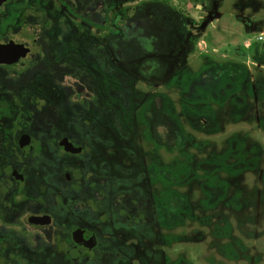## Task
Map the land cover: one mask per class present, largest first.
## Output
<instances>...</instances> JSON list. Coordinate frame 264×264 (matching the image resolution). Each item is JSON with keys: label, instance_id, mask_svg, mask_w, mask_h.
Instances as JSON below:
<instances>
[{"label": "flooded vegetation", "instance_id": "1", "mask_svg": "<svg viewBox=\"0 0 264 264\" xmlns=\"http://www.w3.org/2000/svg\"><path fill=\"white\" fill-rule=\"evenodd\" d=\"M179 13L168 0H0V264H169L187 161L214 197L261 184L264 42L247 59L201 57L189 15L170 40ZM226 72L237 82L219 86Z\"/></svg>", "mask_w": 264, "mask_h": 264}, {"label": "rangeland", "instance_id": "2", "mask_svg": "<svg viewBox=\"0 0 264 264\" xmlns=\"http://www.w3.org/2000/svg\"><path fill=\"white\" fill-rule=\"evenodd\" d=\"M168 3L182 10V13L165 17L170 40L175 31L185 29L189 15L192 33L196 34L202 47L199 51L201 57H210L212 48L218 51L211 53V57L217 60L223 57L247 59L255 53V42H259L258 35L264 28V0H168ZM204 22L207 25L201 27ZM238 45L246 48L244 54L234 50V46ZM241 49L237 47V50ZM245 74L246 70H243L240 77ZM218 80L219 86L237 82L232 72L220 74ZM262 109V104L254 107L256 114ZM251 135L261 139L264 149L262 132L251 128ZM154 147L152 144V150ZM239 148L234 151L238 152ZM180 151L186 154L185 158H193V154L197 156L196 146H180ZM219 151L218 147L212 149L214 154ZM206 152V148L201 147L202 162L208 161L211 156ZM239 158L238 152L235 159ZM251 163L254 165L250 166V170L254 167L259 170L260 160ZM261 168L264 169V162ZM225 169L229 175L236 176L232 163ZM183 170L187 171L186 186L177 194L176 223L169 221V233L165 238L168 240L169 264H264V175L261 184L260 179L250 183V186L256 187L245 192L233 194L227 189L221 192L220 197H214L197 187L195 160L187 161ZM251 174H254L253 171ZM159 179L153 186L155 193L161 191L157 186Z\"/></svg>", "mask_w": 264, "mask_h": 264}, {"label": "built area", "instance_id": "3", "mask_svg": "<svg viewBox=\"0 0 264 264\" xmlns=\"http://www.w3.org/2000/svg\"><path fill=\"white\" fill-rule=\"evenodd\" d=\"M257 40H258L259 42H264V32H260V34L258 35Z\"/></svg>", "mask_w": 264, "mask_h": 264}, {"label": "water", "instance_id": "4", "mask_svg": "<svg viewBox=\"0 0 264 264\" xmlns=\"http://www.w3.org/2000/svg\"><path fill=\"white\" fill-rule=\"evenodd\" d=\"M207 25V22L202 23L201 27H205Z\"/></svg>", "mask_w": 264, "mask_h": 264}]
</instances>
